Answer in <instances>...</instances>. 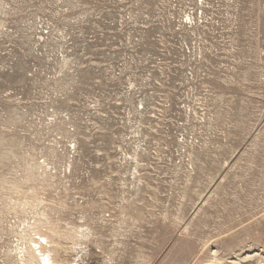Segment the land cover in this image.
<instances>
[{
	"label": "rangeland",
	"instance_id": "1",
	"mask_svg": "<svg viewBox=\"0 0 264 264\" xmlns=\"http://www.w3.org/2000/svg\"><path fill=\"white\" fill-rule=\"evenodd\" d=\"M34 241L264 264V0H0V264Z\"/></svg>",
	"mask_w": 264,
	"mask_h": 264
},
{
	"label": "bare ground",
	"instance_id": "2",
	"mask_svg": "<svg viewBox=\"0 0 264 264\" xmlns=\"http://www.w3.org/2000/svg\"><path fill=\"white\" fill-rule=\"evenodd\" d=\"M39 235V234H38ZM51 234L47 232V235H39V238H43L44 241H49L51 239ZM38 242L34 241L32 246L33 250L30 251L29 254V260L31 264H38L37 258L40 259L41 261L45 262V264H52L54 259H56V249L54 246L51 248L42 246L41 243L39 242L38 245L36 244ZM50 244V242H49ZM50 246V245H48ZM29 263V262H28ZM207 264H219L216 260V258L213 256V259L207 263Z\"/></svg>",
	"mask_w": 264,
	"mask_h": 264
}]
</instances>
